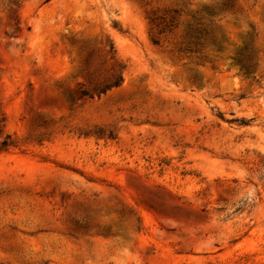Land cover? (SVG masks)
<instances>
[{"label": "rangeland", "instance_id": "1", "mask_svg": "<svg viewBox=\"0 0 264 264\" xmlns=\"http://www.w3.org/2000/svg\"><path fill=\"white\" fill-rule=\"evenodd\" d=\"M185 1L208 61L181 0H0V264H264V0Z\"/></svg>", "mask_w": 264, "mask_h": 264}, {"label": "trees", "instance_id": "2", "mask_svg": "<svg viewBox=\"0 0 264 264\" xmlns=\"http://www.w3.org/2000/svg\"><path fill=\"white\" fill-rule=\"evenodd\" d=\"M182 6L173 7L165 10L160 16L149 15L148 21L154 28L157 35L166 40L175 34L176 29L181 25L180 32L175 41V52L183 55L184 58L195 57L199 62L210 60L207 55L200 54L202 49H214L215 51L223 50V35L216 38L207 27L201 22V10L189 11L185 6L187 1L181 0ZM205 15L208 22L212 21V16L217 13L230 12L233 16L237 14V9L234 7V0H223L217 7H204ZM185 13L189 19L181 22L180 16ZM153 43L159 44L158 38H152ZM232 60L239 64L240 69L244 72H249L254 66L252 40L243 43L241 47L234 53ZM121 73H113L112 78L107 82L95 87V93H106L112 87H117L121 84ZM81 95L93 97L87 90H82ZM5 142L2 141V146Z\"/></svg>", "mask_w": 264, "mask_h": 264}]
</instances>
